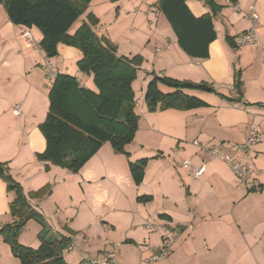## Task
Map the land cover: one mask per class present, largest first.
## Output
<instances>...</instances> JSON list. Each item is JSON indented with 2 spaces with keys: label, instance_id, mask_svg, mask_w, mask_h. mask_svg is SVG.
<instances>
[{
  "label": "crops",
  "instance_id": "crops-1",
  "mask_svg": "<svg viewBox=\"0 0 264 264\" xmlns=\"http://www.w3.org/2000/svg\"><path fill=\"white\" fill-rule=\"evenodd\" d=\"M157 1L92 0L68 32L74 34L91 14L98 21L94 33L115 46L116 56L142 58L131 84L139 119L133 140L125 146L129 157L114 153L110 144L104 143L76 174L52 165L45 171V163L35 157L45 148L38 125L46 117L53 83L44 67L97 92L92 75L78 70L81 54L76 48L60 45L56 57L46 58L38 46L42 38L39 30L13 25L0 4V163H7L9 174L24 192H35L47 184L52 187L50 215L59 210V199L76 209L100 202V214L94 216L100 232H105L100 245L90 244L87 224V229L75 227L85 221V211H75L77 221L70 218L69 225L67 219L59 222L58 232L71 239L77 264L100 259L107 252L114 253L120 264H139L164 238L170 240L171 253L152 264H264V194L248 192L223 162L208 159L193 144L217 147L242 159L244 151L236 152L232 146L245 141L248 126L255 124L264 134L260 48L236 47L228 41L253 27L259 45L264 46V0H237L236 4L214 0L221 9L213 17L216 39L206 59L191 58L179 48ZM186 5L195 17L210 13L203 0H186ZM249 7L257 15L255 22L248 18ZM25 31L34 40L31 45L22 37ZM151 73L204 82L215 93L184 90L207 106L150 113L143 98ZM236 74L241 84L239 96L233 89ZM159 89L172 92L162 85ZM15 105L20 107L19 115L12 113ZM250 154L253 182L264 189V141ZM141 159L149 162L141 183L135 185L128 163ZM185 160L193 168L205 164L204 174L193 179L190 170L181 165ZM61 190L62 196L58 194ZM140 196L151 200L137 202ZM0 199V212H6V186L1 179ZM63 226L66 232L61 231ZM121 227L122 234L115 237Z\"/></svg>",
  "mask_w": 264,
  "mask_h": 264
},
{
  "label": "trees",
  "instance_id": "trees-1",
  "mask_svg": "<svg viewBox=\"0 0 264 264\" xmlns=\"http://www.w3.org/2000/svg\"><path fill=\"white\" fill-rule=\"evenodd\" d=\"M91 1L0 0L13 25L39 30L42 38L38 46L46 58L56 57L60 45L79 50L81 59L76 64L77 68L86 75H92L97 91L81 88L77 80L68 75H55L48 94L46 117L38 125L45 148L35 157L37 161L45 163V171L52 165L76 174L104 143H109L114 153L128 158L125 146L133 140L138 129L139 118L134 112L135 100L131 84L136 79L142 58L116 56L115 46L94 33L92 28L98 21L91 14L86 16V21L81 23L74 34L68 33ZM109 1L113 3L118 0ZM226 1L237 3V0ZM203 2L210 13L195 17L188 9L186 0L157 1V8L170 25L179 48L195 59L208 58L209 46L216 39L213 17L221 9L214 0ZM228 41L233 44L231 40ZM150 76L143 98L150 113L168 109L185 111L207 106L201 99L184 94V90L215 93L204 82L181 81L154 73ZM160 85L172 89V92L162 93ZM240 85L236 74L233 89L237 95H240ZM148 162L149 159H141L128 163L135 185L141 183ZM0 166L3 169L0 179L5 183L6 191L14 193L8 206L13 221L0 230L3 234L9 232L12 252L21 264H68L62 252L67 250L71 239L52 233L42 215L27 203L20 185L9 174L7 163H0ZM46 188L30 196L40 197L47 191ZM136 200L146 203L151 197L140 196ZM30 220L41 227L39 246L35 250L16 242L18 233Z\"/></svg>",
  "mask_w": 264,
  "mask_h": 264
},
{
  "label": "built area",
  "instance_id": "built-area-1",
  "mask_svg": "<svg viewBox=\"0 0 264 264\" xmlns=\"http://www.w3.org/2000/svg\"><path fill=\"white\" fill-rule=\"evenodd\" d=\"M248 18L251 22H255L257 19V15L253 10V7H249V15ZM22 37L28 45H31L34 40L32 39L31 35L25 31L22 33ZM233 45L236 47L242 46H259L260 53L262 57V61L264 62V46L259 45L257 36L255 33L254 28H250L245 32L237 35L233 39ZM44 73L51 78L54 79L55 75L52 74L48 70V66L44 67ZM20 107L19 105H15L12 113L14 115H19ZM264 141V134L262 133L261 129L255 125L250 124L247 129V136L243 143L235 144L232 146L234 151H244V156L242 159H236L233 156L221 152L217 147L213 146H205L202 143L197 141H193V144L197 147L199 153L205 155L208 159H215L223 162L231 171L233 176L246 187L248 192L256 193V194H264V189L253 182L254 180V167L252 164V156L250 154V150L262 143ZM182 166L187 167L193 179H198L201 177L205 172V164L200 165L199 167L193 168L191 163L188 160H185L181 163ZM148 228L150 226H147ZM73 245L70 244L67 247V250H72ZM171 253V243L168 238H164L162 243L158 249H155L149 257L140 261L139 264H152L155 261L161 260L166 258ZM85 264H120L114 253L107 252L103 254L100 259H93L84 262Z\"/></svg>",
  "mask_w": 264,
  "mask_h": 264
},
{
  "label": "rangeland",
  "instance_id": "rangeland-1",
  "mask_svg": "<svg viewBox=\"0 0 264 264\" xmlns=\"http://www.w3.org/2000/svg\"><path fill=\"white\" fill-rule=\"evenodd\" d=\"M20 187L22 189L21 185ZM44 187H48L46 188L47 191L44 192V195L40 197L30 196L31 193L38 192ZM44 187L40 188L39 190L35 192H27V191L24 192L22 189V192L24 196L26 197L27 203L30 205V207L34 209L36 212H38L40 215H42V217L44 218L45 222L47 223L52 233L59 234L58 232V229L60 227L59 222H62L65 219H67L66 223L68 224L70 218H73V219L78 218L77 216L75 217L73 215L75 211L78 213H80L81 211H83L84 213L85 211L88 214V215L84 214L86 216L85 221L82 220L81 222H77L75 224V227L81 230L87 229V227L85 226L87 224V226L90 228V234L88 235L90 244L92 246L100 245V236H103L105 232L104 230L100 232V223L99 222L97 223L94 220V216H98L100 214V209H99L100 202L99 204H97L98 206L96 204L94 205L85 204L83 207L80 206L79 209H76V207H70L71 205L68 204L66 200L59 199V203H57L59 204V210L57 211L54 210L52 212V215H50L51 211H49V207H50V203H52L51 201L52 199H48V196L50 194V191L52 190V187L49 184L45 185ZM58 194L62 196L63 191L61 190ZM58 194L55 197H58L59 196ZM13 198H14V193L12 191H8V192L6 191V199L8 200V202L6 201L7 206H9V203L13 200ZM43 198H45V200L41 202H37V203L33 202V200H41ZM104 201L105 199L102 200V203ZM38 205L39 207H37ZM71 209H73V213H71ZM12 221H13L12 217L9 214V207L6 212H0V230L3 226L10 224ZM76 221L77 219L74 222ZM40 230H41V227L37 222H35L34 220L28 221L17 235V238H16L17 244L30 248L32 250L37 249L38 244H39L38 234ZM66 230L67 229L65 226L61 228V231L66 232ZM122 232H123V228L122 227L118 228L115 234V237H118L119 235H121ZM77 234H80V232ZM62 257L66 263H70V264H77V262L79 261V259H77L76 257V251L74 250L73 251L64 250L62 252ZM0 264H21L20 260L12 252L9 232L8 234L7 233L3 234L0 232Z\"/></svg>",
  "mask_w": 264,
  "mask_h": 264
},
{
  "label": "water",
  "instance_id": "water-1",
  "mask_svg": "<svg viewBox=\"0 0 264 264\" xmlns=\"http://www.w3.org/2000/svg\"><path fill=\"white\" fill-rule=\"evenodd\" d=\"M3 173V169L2 167L0 166V175Z\"/></svg>",
  "mask_w": 264,
  "mask_h": 264
}]
</instances>
